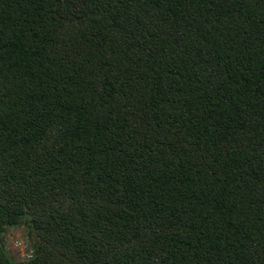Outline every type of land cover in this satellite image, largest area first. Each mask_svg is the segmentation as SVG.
Instances as JSON below:
<instances>
[{"label": "trees", "instance_id": "1", "mask_svg": "<svg viewBox=\"0 0 264 264\" xmlns=\"http://www.w3.org/2000/svg\"><path fill=\"white\" fill-rule=\"evenodd\" d=\"M0 264H264V0H0Z\"/></svg>", "mask_w": 264, "mask_h": 264}, {"label": "rangeland", "instance_id": "2", "mask_svg": "<svg viewBox=\"0 0 264 264\" xmlns=\"http://www.w3.org/2000/svg\"><path fill=\"white\" fill-rule=\"evenodd\" d=\"M38 238L29 223V217L16 227H7L0 237V247L4 255L14 262H24L35 256Z\"/></svg>", "mask_w": 264, "mask_h": 264}]
</instances>
